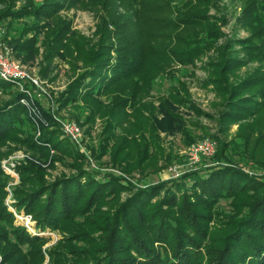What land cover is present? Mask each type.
Returning a JSON list of instances; mask_svg holds the SVG:
<instances>
[{"label":"trees","instance_id":"obj_1","mask_svg":"<svg viewBox=\"0 0 264 264\" xmlns=\"http://www.w3.org/2000/svg\"><path fill=\"white\" fill-rule=\"evenodd\" d=\"M220 1L0 0V24L24 22L3 41L24 64L40 57L41 74L56 59L68 65L59 108L82 103L87 135L101 122L92 158L108 157L124 175L90 169L50 112L32 116L24 92L0 78V264H264V0H234L244 38L222 32ZM71 10L94 13L91 38L74 29ZM198 62L215 114L196 106L183 81L152 98L159 77ZM183 111L215 122L217 135L202 134L218 143L214 156L177 178L132 183L135 171L162 169L161 133L195 143ZM18 150L32 160L16 167L13 207L31 216L35 235L5 205L1 162ZM57 163L71 172L48 179ZM46 231L60 236L49 248Z\"/></svg>","mask_w":264,"mask_h":264},{"label":"rangeland","instance_id":"obj_2","mask_svg":"<svg viewBox=\"0 0 264 264\" xmlns=\"http://www.w3.org/2000/svg\"><path fill=\"white\" fill-rule=\"evenodd\" d=\"M4 1L6 3L9 2V0ZM20 3V1L17 2L16 6H18ZM4 6V2L0 3V10ZM219 8V14L224 15L228 20L227 25L222 27V32H224L228 37H246L247 33L237 23V18L240 15L239 2L234 0H221L219 3ZM210 13L214 15L215 11L211 10ZM65 16L72 20L74 29L79 31L84 36L91 38L97 24V18L94 13L82 10H71L70 12L66 13ZM23 23L24 22L16 23L10 30L6 29L5 22H2L0 24V44L4 45L8 49L10 57L16 63L24 67L27 70V73L31 74L38 80V84L40 86L39 88L34 86V90L31 92V96L23 91L26 97H22L21 103L26 106L32 116L40 120L44 116L41 109L50 112V114L52 115V119L60 129L61 123L74 122L75 124H77V126L81 128L82 144L80 145V147L77 146L76 148L80 152H82L85 157L88 158L89 168L99 170L101 175L109 173L124 177L122 173H120L118 170L113 169L110 165L107 164L109 160L108 157H103L101 161H97L92 158V149L98 148L99 134L102 130L101 122L97 120L90 134L87 135L85 133V129H87V126H85L84 128L81 127V123L87 114V111H85V109L82 107V103H79V106L77 108H72L70 105L66 108H59L57 98L59 94L64 91L66 85L70 81V71L68 70V65L63 61L61 62L59 59H56L49 67L47 72L41 74L44 63L41 61L40 57L24 64L14 56L12 49L6 44V42L3 41V38L6 34L7 37L15 36L17 29ZM223 41L224 39H221L218 44L223 43ZM203 61H206V59H204ZM202 63L203 62H198L196 66L177 68L174 78H170L168 76L159 77L153 85V91L151 93L152 98L166 95L170 87L177 85V81H183L187 84V86H189L192 100L196 104V106L205 113L215 114V94L211 90L202 87V82L205 79V73L201 68ZM254 66H256V64H254L253 67ZM15 87L17 88V90H19L18 85L15 84ZM23 100H25L27 104H25ZM183 114L186 119L190 120V122L194 124L190 125V131L191 135L196 140L195 143L205 139L213 140L208 136H204L205 138L202 139V134L204 132L208 135L218 134V128L213 120H210L206 117H197L192 113H188L185 111H183ZM75 118L79 119V121H77ZM235 130L236 126H233L231 132ZM61 132L63 134L62 129ZM63 137H65L64 134ZM161 138L164 139L162 147L164 148L163 155L165 157V160H160L158 166H161L162 169L158 171H146L143 172V174L135 171L129 179L132 183L147 187L148 185H153L166 179L180 177L189 171L193 172L195 170H198L203 164L208 163L211 157H213L216 153L215 152L211 156L201 157L197 162L195 160L190 161L189 148L194 143L190 144V146L185 144L182 136L177 133H161ZM217 150L218 143L216 144L215 151ZM51 153H53V151H51ZM30 156L31 155L29 153H26L24 150H18L1 162V168L6 174L10 176V182L5 188L7 192L5 205L7 206L8 210L13 213L15 224L24 226L29 231V233L35 235L37 234V231L34 229V222L32 221L31 216L24 215L23 212L17 213L13 207V189L19 182V177L16 173V167L22 163H25L27 160H32ZM55 166L56 168L54 170L48 169V179H52L60 173L68 174L71 172L68 168L58 163L55 164ZM244 168L245 171L250 175L258 174L250 164L246 165ZM218 209L226 212L229 211L228 202L221 201L218 204ZM40 235L46 238L48 242L44 248H49L50 246L54 245L60 238V236L56 232L52 233L46 231L40 233Z\"/></svg>","mask_w":264,"mask_h":264},{"label":"built area","instance_id":"obj_3","mask_svg":"<svg viewBox=\"0 0 264 264\" xmlns=\"http://www.w3.org/2000/svg\"><path fill=\"white\" fill-rule=\"evenodd\" d=\"M0 52V78L4 81H11L18 85L20 91H24L31 96V92L35 87H40L38 80L31 74L27 73V70L20 64L16 63L11 57L8 49L1 45ZM25 104V100H23ZM61 123V122H60ZM60 127L65 137L69 141L79 146L82 144V132L81 128L74 122L61 123ZM216 142L210 139H205L194 143L189 148L190 161H199L201 157L211 156L216 151ZM195 163V162H194Z\"/></svg>","mask_w":264,"mask_h":264}]
</instances>
